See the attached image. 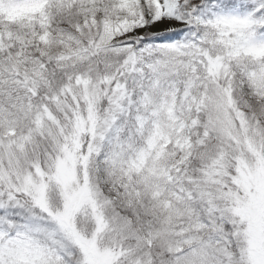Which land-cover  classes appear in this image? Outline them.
<instances>
[{"label": "snow or ice", "instance_id": "obj_1", "mask_svg": "<svg viewBox=\"0 0 264 264\" xmlns=\"http://www.w3.org/2000/svg\"><path fill=\"white\" fill-rule=\"evenodd\" d=\"M0 264H264V0H0Z\"/></svg>", "mask_w": 264, "mask_h": 264}]
</instances>
